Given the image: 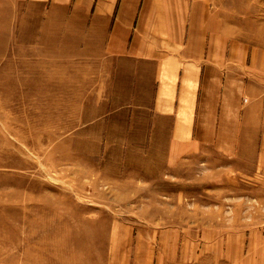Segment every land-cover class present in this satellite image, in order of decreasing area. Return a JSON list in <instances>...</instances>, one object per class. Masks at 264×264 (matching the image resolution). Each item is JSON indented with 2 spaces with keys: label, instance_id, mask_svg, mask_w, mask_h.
Masks as SVG:
<instances>
[{
  "label": "rangeland",
  "instance_id": "obj_1",
  "mask_svg": "<svg viewBox=\"0 0 264 264\" xmlns=\"http://www.w3.org/2000/svg\"><path fill=\"white\" fill-rule=\"evenodd\" d=\"M223 6L221 70L160 114L153 68L86 54L90 5L0 0V264H255L236 251L250 165L232 145L260 139L264 67L231 68L230 48L264 45V0L238 3L236 36Z\"/></svg>",
  "mask_w": 264,
  "mask_h": 264
},
{
  "label": "crops",
  "instance_id": "obj_2",
  "mask_svg": "<svg viewBox=\"0 0 264 264\" xmlns=\"http://www.w3.org/2000/svg\"><path fill=\"white\" fill-rule=\"evenodd\" d=\"M55 1L62 4L67 0ZM73 1L77 6L86 5L88 9L90 5L92 9L89 8L86 33L78 35L88 57L132 61L153 68L151 107L160 114H173L176 99L192 103L194 94L205 81L203 78H210L214 73L216 77V71L222 68L219 53L223 12H227L223 5L234 6L227 18L230 35L236 36L240 32L237 5L249 3V0ZM241 44L231 43L230 67H242L243 63L253 69L264 67V45L241 47ZM234 50L236 54L242 52L235 60L232 59ZM214 51L217 55L207 59V53ZM179 111L175 121L173 116L171 131L173 135L177 132V140L188 143L189 147L193 116L181 117ZM256 131L261 133L259 140L233 142L232 148L235 145L244 149L241 152L244 155L237 156L238 159L250 166L235 171L246 179L236 177L235 183L232 182L238 193L231 199L241 206L236 251L244 254L245 260L264 264V124Z\"/></svg>",
  "mask_w": 264,
  "mask_h": 264
}]
</instances>
